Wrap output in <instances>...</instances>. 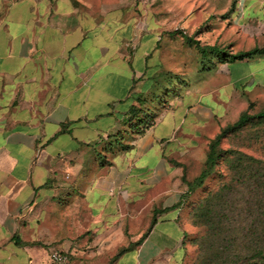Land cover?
<instances>
[{
	"label": "crops",
	"instance_id": "obj_1",
	"mask_svg": "<svg viewBox=\"0 0 264 264\" xmlns=\"http://www.w3.org/2000/svg\"><path fill=\"white\" fill-rule=\"evenodd\" d=\"M77 3L0 0V264H51L50 247L73 264H185L182 177L246 110L236 88L258 61L197 72L135 134L167 43Z\"/></svg>",
	"mask_w": 264,
	"mask_h": 264
},
{
	"label": "rangeland",
	"instance_id": "obj_2",
	"mask_svg": "<svg viewBox=\"0 0 264 264\" xmlns=\"http://www.w3.org/2000/svg\"><path fill=\"white\" fill-rule=\"evenodd\" d=\"M77 4L88 16L104 21L114 19L121 24L129 21L143 33H155L162 44L167 43L158 69L161 74L168 72L171 76L169 79L182 80L185 85L189 80L195 81L198 73L210 72L218 65L215 58H202L186 42V37L194 38L199 33L195 39L230 53L264 46V0H80ZM246 61H258L257 66L250 68L256 83H251L249 79L236 90L246 109L251 104L248 114L254 117L264 111V57ZM210 77L219 80L214 74ZM208 80L199 81L198 84L204 87ZM161 92V83L153 84L150 94L146 96V106L157 108L162 100ZM210 99L205 98L206 101ZM235 117L237 119V115ZM235 117L231 114L227 125L233 124ZM123 135L127 139L120 141L122 144L135 137L129 130ZM106 146L112 148L109 144ZM219 147L223 154L212 175L203 187L185 199L188 209L186 242L189 245L185 264H222L220 255L227 257L234 254L232 245L239 244L247 235L249 239L255 237L248 233V227L258 224L264 214V124H256L253 119L242 130L229 135ZM133 154L134 151H129L126 156L132 157ZM239 156L243 157L241 166L236 162ZM197 157L196 172L199 174L206 151ZM139 164L154 168L156 163L149 156ZM252 175L259 176L258 184L250 178ZM256 187H259V197L254 200L252 197H256ZM206 196L211 199L212 219L209 222L194 217ZM241 255L250 263L256 260L253 259L254 252L243 250V247Z\"/></svg>",
	"mask_w": 264,
	"mask_h": 264
},
{
	"label": "trees",
	"instance_id": "obj_3",
	"mask_svg": "<svg viewBox=\"0 0 264 264\" xmlns=\"http://www.w3.org/2000/svg\"><path fill=\"white\" fill-rule=\"evenodd\" d=\"M198 34H195L194 38H187L186 42L195 48L197 53L202 57L206 58L208 56L215 58L218 63H222L225 61L228 62H236V61H243V60H252L255 58H261L264 57V46L262 47H255L249 51H240L237 53H230L229 51H224L221 48H219L216 45H206L203 44L201 41L196 40L195 38L198 37ZM171 77L168 72H165L160 75L161 82H162V92H161V98L160 103H166V99L170 97H177L179 96V90L178 88L180 86L185 85L182 80L180 81H174L169 79ZM168 92H171V94H168ZM140 103V102H138ZM251 107V104L248 105V108L243 111L238 119L230 125L225 126L220 130V132L209 142L208 149L206 153V159L203 165V168L199 175L192 179L191 181H187L185 178V175L182 177V182L186 186V192L184 195H182L183 198L190 197L197 189H200L203 187L205 181L212 175L213 170L217 164V161L219 158H221V155L223 154L220 150V144L223 140H225L229 135L235 134L236 132L242 130L248 123H250L253 119L256 120V124H264V111L259 113L258 115L254 117H250L248 114V110ZM133 118H136L133 126V133L135 134H141L145 129L150 128L154 123L156 119V114L153 113L152 107L149 108L146 106L144 109H132ZM140 112H143V117L140 118L138 114ZM242 156H239L236 159V162L238 166H241V160ZM255 174H259L256 172ZM251 179H254L255 182L258 184L259 182V176L258 175H252L250 177ZM259 186V185H258ZM259 187H256L254 189L256 197H252V199L256 200L259 197V194L257 193ZM203 203H201L198 208L196 209V213L194 217L196 219H204L206 222L211 221V211H210V204L211 199L206 196L203 200ZM248 233H251L252 237L254 238L249 239L248 235L243 238L241 241H239V244L232 245V252L234 254L227 255V257L215 256V258L223 259L222 264H264V214L262 216V219L259 221L258 224H254L250 227H248ZM241 247H243V250H252L254 252L253 259H256L253 263H250V260H246L244 256L241 255ZM239 250V251H237ZM233 256V257H232ZM209 260V259H208ZM214 260V259H211Z\"/></svg>",
	"mask_w": 264,
	"mask_h": 264
},
{
	"label": "built area",
	"instance_id": "obj_4",
	"mask_svg": "<svg viewBox=\"0 0 264 264\" xmlns=\"http://www.w3.org/2000/svg\"><path fill=\"white\" fill-rule=\"evenodd\" d=\"M48 257L51 264H73L71 256L68 253L53 247L48 249Z\"/></svg>",
	"mask_w": 264,
	"mask_h": 264
}]
</instances>
